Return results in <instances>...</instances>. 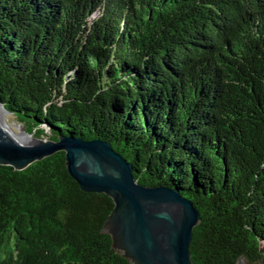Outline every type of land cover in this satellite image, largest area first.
<instances>
[{"label": "trees", "instance_id": "obj_1", "mask_svg": "<svg viewBox=\"0 0 264 264\" xmlns=\"http://www.w3.org/2000/svg\"><path fill=\"white\" fill-rule=\"evenodd\" d=\"M0 101L193 199L196 263L263 256L264 0H0ZM113 206L64 151L0 164V264H132L102 231Z\"/></svg>", "mask_w": 264, "mask_h": 264}, {"label": "water", "instance_id": "obj_2", "mask_svg": "<svg viewBox=\"0 0 264 264\" xmlns=\"http://www.w3.org/2000/svg\"><path fill=\"white\" fill-rule=\"evenodd\" d=\"M0 107L4 108L1 101ZM58 151L65 152L68 172L83 191L112 198L113 210L102 231L132 264H198L191 258L190 244L201 220L199 208L178 188L138 181L131 162L105 139L71 135L47 139L28 133L22 125L21 138L14 140L0 120L1 165L22 170ZM262 252L252 263L241 255L236 264H264Z\"/></svg>", "mask_w": 264, "mask_h": 264}, {"label": "bare ground", "instance_id": "obj_3", "mask_svg": "<svg viewBox=\"0 0 264 264\" xmlns=\"http://www.w3.org/2000/svg\"><path fill=\"white\" fill-rule=\"evenodd\" d=\"M0 120L6 129L12 134L14 140H18L21 138V131L18 130L17 124L14 125L9 121V113L4 110V108L0 107ZM20 127V126H19ZM21 130V129H20Z\"/></svg>", "mask_w": 264, "mask_h": 264}, {"label": "rangeland", "instance_id": "obj_4", "mask_svg": "<svg viewBox=\"0 0 264 264\" xmlns=\"http://www.w3.org/2000/svg\"><path fill=\"white\" fill-rule=\"evenodd\" d=\"M9 113V121H10V123H12V124H14V125H16L17 124V126H18V130L19 131H21L20 129L22 128V125H20L21 123H19L18 121H17V119H16V117L12 114V113H10V112H8ZM20 126V127H19ZM44 127H45V133H44V135H42V138H47V139H49L50 138V136L52 135V133H51V130L48 128V127H46L45 125H44Z\"/></svg>", "mask_w": 264, "mask_h": 264}]
</instances>
